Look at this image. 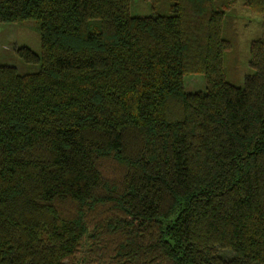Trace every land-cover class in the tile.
<instances>
[{
    "label": "trees",
    "instance_id": "16d2710c",
    "mask_svg": "<svg viewBox=\"0 0 264 264\" xmlns=\"http://www.w3.org/2000/svg\"><path fill=\"white\" fill-rule=\"evenodd\" d=\"M142 1L0 0V264H264V39L239 85L237 0Z\"/></svg>",
    "mask_w": 264,
    "mask_h": 264
},
{
    "label": "rangeland",
    "instance_id": "374dc122",
    "mask_svg": "<svg viewBox=\"0 0 264 264\" xmlns=\"http://www.w3.org/2000/svg\"><path fill=\"white\" fill-rule=\"evenodd\" d=\"M235 8L238 15L235 21L237 32L236 54L231 56L227 55L225 60L226 63L228 59L234 60L237 63V82L241 85L244 75L252 71L247 64L249 41L254 38L264 39V15L246 11L241 5V0H237ZM147 12V8L144 7L142 0H130L131 14L142 15ZM32 22L30 20L22 22H0V64L21 67V61L14 51L19 46H26L32 52L39 55V34ZM34 68L26 65L24 70H33ZM182 80L183 88L187 92L204 89V78L200 73L184 74Z\"/></svg>",
    "mask_w": 264,
    "mask_h": 264
}]
</instances>
